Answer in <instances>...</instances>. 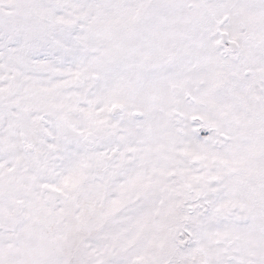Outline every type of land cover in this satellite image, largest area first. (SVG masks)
I'll return each mask as SVG.
<instances>
[{
    "label": "snow or ice",
    "instance_id": "1",
    "mask_svg": "<svg viewBox=\"0 0 264 264\" xmlns=\"http://www.w3.org/2000/svg\"><path fill=\"white\" fill-rule=\"evenodd\" d=\"M0 264H264V0H0Z\"/></svg>",
    "mask_w": 264,
    "mask_h": 264
}]
</instances>
